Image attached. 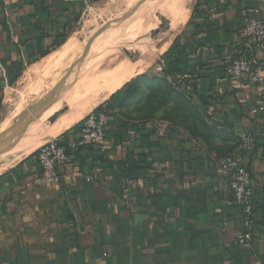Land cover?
I'll list each match as a JSON object with an SVG mask.
<instances>
[{"label":"crops","instance_id":"1","mask_svg":"<svg viewBox=\"0 0 264 264\" xmlns=\"http://www.w3.org/2000/svg\"><path fill=\"white\" fill-rule=\"evenodd\" d=\"M110 1L5 0L0 109L29 67ZM261 7L264 0H195L173 41L179 79L194 85L196 104L209 114L207 132L111 115L103 147L80 145L81 127L60 139L72 163L58 184L43 181L34 153L0 173V264H264V118L253 113L263 89L224 68L244 46V19ZM243 134L253 139L248 163L261 184L250 247L235 243L241 212L227 204L228 186L216 173L239 153Z\"/></svg>","mask_w":264,"mask_h":264},{"label":"rangeland","instance_id":"2","mask_svg":"<svg viewBox=\"0 0 264 264\" xmlns=\"http://www.w3.org/2000/svg\"><path fill=\"white\" fill-rule=\"evenodd\" d=\"M135 1L136 0H114L105 4L101 8L96 6L88 11L86 15H84L80 20L76 32L71 37H69L67 42L55 53L62 51V48L69 43L70 39H76V45L72 50L68 51V53L66 52V54L61 57L59 61L53 63L50 65V67L47 66V59L40 61L35 66L29 67L24 75L19 79V81L7 91L4 103L1 105L0 109V127H4L5 129V133L0 136V142L3 141L2 145L0 146V173L15 165L13 164L12 166H6L5 161L11 159L12 155L9 153V151L6 152L7 149L5 148L8 145H13V139L15 135L11 136L10 133L16 120L19 119L20 116L29 113L27 102L29 101L31 103L34 100L39 101L47 96L50 92H54L56 95H59L60 92H64L63 88L67 89L68 87L69 89L70 85L65 83L64 87L59 90L60 88H58L57 82L67 73L68 70L72 68L76 61H78V59H80V57L86 53L83 41H85L89 36L97 31L104 23L112 22V19L117 15L124 11H128L122 9L129 8ZM140 1L141 0H137L134 6L138 5ZM149 1L150 2H148V6L150 7V10L148 13L140 18L124 33L117 35V32H113L115 41L113 40V42L103 50V52L99 55V57H101H98V59L94 60L88 58L85 62H83V64L77 66L74 70V73L70 75V80L78 76V74L84 71V69L86 70L85 67L90 66L94 70L93 67L96 65L95 71L99 70V72L102 71L105 73L106 71L117 67V65L122 61L134 60L131 57L132 55H129V53H126L125 51V48L127 45H129L128 42H131V40L126 38H128L131 32H133V28H136V31H134L136 33L138 30H142L144 24L147 22L146 20H149L151 15L155 17L157 13H159L157 10L158 7L161 5L160 7L165 8L164 6L167 5L169 0ZM188 1L189 3L187 6L191 10L195 0ZM160 19L167 20L166 17H163L162 15H160ZM183 28H181L176 34L172 35V37L165 42H169L165 48L162 47L164 44H158L157 47L154 48V55L151 57V61L149 63L150 65H148L141 74L137 75L130 82H128L130 83L129 86H127V88L122 92H119L115 99L110 101V103L114 105L113 113L128 120H165L171 126H179L182 124L181 126L190 127V130L192 131L196 130L198 126H201V128L198 129H203L205 130L204 132H207L212 128V125L209 124L208 120L209 114L204 110V108L201 109L196 104L195 97L192 95L193 84H190L188 81H180V79L172 78L169 75V70L166 66L167 61L169 60V58H167V53L171 48L173 41L179 35H181ZM110 30L111 28H108V31ZM101 45H104V43H99L98 47ZM131 54H134V52L132 51ZM99 74H101V72ZM84 95L83 98L85 97ZM72 96V99L68 100L69 103L71 100L74 102L77 99V95L73 94ZM69 103H62V107H60L58 110V119L62 116L70 115V113H72ZM87 103L88 104L85 103L86 106H81L83 107L80 110V112L82 111V119L75 126L82 123L83 119L89 113L96 110L101 105L100 103L96 104L95 106H90V102ZM86 107L87 110L85 109ZM48 120L47 123L50 124V121ZM74 127H72L70 130H73ZM30 130L29 132H26V136L32 137L38 134L36 133L32 135V131H35L36 129ZM68 131L57 136L56 138H51L49 141H59L64 135L68 133ZM16 135H18V133ZM8 137L10 138L8 139ZM47 142L42 143L41 146ZM41 146H37L33 153H35ZM3 150L5 152L4 154Z\"/></svg>","mask_w":264,"mask_h":264},{"label":"built area","instance_id":"3","mask_svg":"<svg viewBox=\"0 0 264 264\" xmlns=\"http://www.w3.org/2000/svg\"><path fill=\"white\" fill-rule=\"evenodd\" d=\"M5 0H0V7ZM241 38L244 46L240 52L229 58L225 71L232 78L244 79L262 87L260 104L253 110L259 120L264 118V7L256 8L244 19ZM261 52L263 59L255 54ZM110 111L94 110L81 124L79 143L87 147H103L108 137ZM253 151V139L249 134L240 138L239 153L224 158L216 173L229 189L227 204L241 212V228L236 232V245L250 247L255 239V224L258 193L261 184L249 167L248 157ZM35 158L43 170V181L48 185L58 184L72 163L71 155L58 140L48 141L35 152ZM131 181L124 190L123 198L129 199Z\"/></svg>","mask_w":264,"mask_h":264},{"label":"bare ground","instance_id":"4","mask_svg":"<svg viewBox=\"0 0 264 264\" xmlns=\"http://www.w3.org/2000/svg\"><path fill=\"white\" fill-rule=\"evenodd\" d=\"M188 3V0H169L167 2V5L164 6L165 8L160 7L161 5L158 7L157 10L159 13L157 14L166 17V19L168 20L167 26L160 32L158 37H148L149 33L156 26L154 19L155 17L153 15H151V18L149 17V20H146L147 22L144 24L142 30H138V32L136 33L134 32L136 31V28H133V32H131L128 38H126L128 40H131V42H128L129 45H127L126 48H128L129 55H132L131 57L134 60H121L122 62H120L117 67L112 70L106 71L105 73L100 71L101 74H99V70L95 71L96 65L93 67L94 70L90 66L85 67L86 70L84 69V71L78 74V76H76L72 80H70L69 78L66 82L70 85L69 89L68 87L67 89L63 88L64 92H60V94L57 95L56 104L49 111H47L41 119L36 120L35 118H32L28 129H36L35 131H32V135L36 133L38 134L32 136L33 138L28 137L26 136V132H29V130H27L21 136L15 135L13 139V145H15L14 149L13 147H11L12 144L6 146V152L9 151V153L12 155L11 159L5 161L6 166H12L19 161H22L26 157L30 156L36 150L37 146H41L42 143L49 141L51 138H56L57 136L63 134L65 131L74 127L82 119V111L80 112V110L83 108L81 106L85 105V103L88 104L87 102H90V106H95L96 104L105 102L119 89L130 82L134 77L141 74L146 69V67L150 65L149 63L151 61V57L154 55V48L157 47L158 44H164V46L162 47L165 48V46H167V44L169 43L165 42L187 24L191 12V10L187 6ZM76 42V39H70L69 43L62 48V51H60L59 53H54L47 59V66L50 67V65L59 61L61 57L66 54V52L68 53V51L72 50L75 47ZM104 46L105 44L101 45L100 47L103 48ZM132 51L134 52V54H131ZM98 57L99 56L89 58L94 60L98 59ZM73 94L77 95V99L75 98L76 100L74 99V102H72L71 100L69 103L68 100L72 99ZM83 95L85 96L84 98ZM63 102L69 103L72 113L65 116L61 115L62 117L57 119L55 122H50V124L47 123V120L50 119V117H52L60 109V107H62ZM29 103L30 102L28 101L27 106L29 105ZM85 109L87 110V107ZM4 133V127H0V136ZM4 150L3 154L5 153Z\"/></svg>","mask_w":264,"mask_h":264},{"label":"water","instance_id":"5","mask_svg":"<svg viewBox=\"0 0 264 264\" xmlns=\"http://www.w3.org/2000/svg\"><path fill=\"white\" fill-rule=\"evenodd\" d=\"M149 10L150 7L148 6V1L141 0L138 5L133 6L129 11H124L113 18L112 22L104 23L97 31H95L91 36L83 41L86 53L82 55L80 59H78V61H76V63L72 66V68L58 80L57 85L58 88H60L59 90L64 87L65 83L68 81L70 75L74 73V70L77 66L83 64V62H85L89 57L99 56L103 49L105 47L107 48L108 45L113 42L115 38L113 37V32H117V35L124 33L140 18L145 16ZM155 24V29L149 33L148 37L150 38H155L158 34H160V32L165 29L166 25L168 24V20L160 19V15L157 14L155 16ZM108 28H111V30L108 31ZM99 43H104L106 45L103 48L98 47ZM125 51L129 53L127 48H125ZM56 101L57 95L54 92H50L47 96L39 101H32L28 105L29 113L20 116L19 119H17L14 123L10 133L11 136L16 135L17 133L19 136H21L23 133H25L29 128L32 118H35L36 120L41 119L45 113L56 104ZM58 116L59 112L57 111L52 117H50L49 121L51 123L55 122L58 119ZM2 142L3 141L0 142V146L2 145ZM14 146L15 145H12L11 147L14 148Z\"/></svg>","mask_w":264,"mask_h":264},{"label":"trees","instance_id":"6","mask_svg":"<svg viewBox=\"0 0 264 264\" xmlns=\"http://www.w3.org/2000/svg\"><path fill=\"white\" fill-rule=\"evenodd\" d=\"M65 38L63 39L62 42L58 43L56 46H58V47L62 46L65 43ZM176 43H177V40L175 41V43L173 44L172 48L167 53L168 54L167 58H169V60L167 61L166 66H167V68L169 70V75L172 78H174V79H179V76H182L183 75L182 72H184V68L183 67L181 68L179 66V62H178L179 59H178V55H177L179 53V51H178L179 50V47L176 46ZM180 81H182V80L180 79ZM129 84L130 83H127L122 89H120L119 91H117V93H115L114 95H112V97L110 98V101L113 100V99H115V97L117 96V94H119V92H122L124 89H126L127 86H129ZM193 86L194 85H192V88H193ZM192 95L195 97V90H194V88H193ZM195 100H196V97H195ZM110 101L108 103H110ZM102 107H103V105H101L99 108H97V110H104ZM107 108L108 109H105V110L110 111V115H116L115 113H113L114 112L113 111L114 105L112 103ZM81 124L82 123H80L77 126H75L73 128V130H75L76 128L81 127ZM59 142H60L61 145H63L64 147H66L67 150H68V152H69V147L65 143L61 142L60 140H59ZM69 154H70V152H69ZM34 155H35V153L32 156H34ZM230 156H233V154L232 155H229L227 157H230Z\"/></svg>","mask_w":264,"mask_h":264}]
</instances>
